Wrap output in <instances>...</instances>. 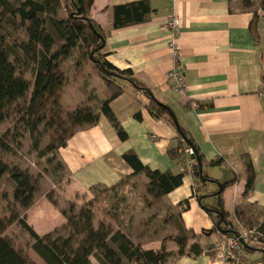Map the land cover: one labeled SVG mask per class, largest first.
<instances>
[{
  "label": "crops",
  "instance_id": "crops-1",
  "mask_svg": "<svg viewBox=\"0 0 264 264\" xmlns=\"http://www.w3.org/2000/svg\"><path fill=\"white\" fill-rule=\"evenodd\" d=\"M134 1L139 0H93L90 16L104 34L101 52L117 69L131 70L132 77L145 85L158 102L171 108L197 148L207 181H197L186 165L188 160L170 156L169 146L179 140L177 131L166 115L156 118L149 113L151 101L140 89L119 78L108 83L95 71L93 78L97 75L102 79V89L95 79L92 87L100 100L116 92L117 87L121 89L110 107L127 137L120 140L101 113L96 124L75 130L58 149L64 181L56 193L63 202L81 206L93 197V186L110 187L124 179L125 191L130 193L141 184L145 186L147 177L144 173L132 175V168L122 158L125 151L135 153L143 165L153 170L174 174L184 170L181 185L162 199L168 212L159 210V203L147 206L144 200L151 197L143 190L141 218L135 224L143 229L132 239L143 249L163 246L175 255L172 264H224L218 255L224 235L217 231L204 234L212 229L213 222L199 201L208 207L216 205L213 192L218 184L233 180L221 193L232 226L239 228L236 206L256 215L254 227L263 216L264 96L258 92H264V10L257 7L259 14L254 17L252 10L239 9L238 0H146L153 10L146 21L113 27V6ZM171 16L178 23L175 42L185 82L183 92L171 88L167 77L174 55L169 32L163 25ZM137 112L139 118L135 117ZM246 159L255 177L252 191L244 196ZM196 182L200 200L192 191ZM184 200H188L185 209ZM172 213L179 214L178 225L192 235L186 249L197 242L203 248L200 255H176L178 246L172 236L177 225L171 219ZM120 214L123 217L125 212ZM24 217L40 236L66 222L44 195L34 200ZM231 263L264 264V253L243 247Z\"/></svg>",
  "mask_w": 264,
  "mask_h": 264
},
{
  "label": "trees",
  "instance_id": "trees-1",
  "mask_svg": "<svg viewBox=\"0 0 264 264\" xmlns=\"http://www.w3.org/2000/svg\"><path fill=\"white\" fill-rule=\"evenodd\" d=\"M92 4L93 0H0V121L13 115L17 121L23 123L28 135L33 137L32 150L37 151L41 158L48 155L46 161L54 164L53 170L56 172H64L62 162L57 159L58 149L65 145L67 138L78 128L96 124L99 113L110 121L120 140L126 139L127 134L110 107L111 101L121 91L119 87L112 95L99 101L97 111L91 106L80 105L71 112H62L59 99L66 75L61 63L71 57L73 50L78 48L82 52L78 61L92 63L96 73L108 83H114L117 78L128 81L150 99L148 111L153 117L167 116L179 139L177 143L169 146L170 156L188 160L190 167L187 163L186 165L191 169V173L198 182L204 183L207 180L201 171L197 148L177 123L171 108L158 102L145 85L132 77L131 70H119L106 60V55L101 52L104 48L103 30L90 16ZM61 5H64L67 12L65 19L57 17ZM238 7L252 10L253 16L257 17V7L264 10V0L257 4L253 0H238ZM152 12L146 0L115 5L112 10V25L116 28L141 23L146 21ZM10 27L21 29L26 39L18 43L11 41L8 29ZM56 38L62 40L58 47H54ZM18 50L21 53H18ZM19 63L24 69L19 67ZM27 69L33 74L29 96L27 94L31 84L23 75ZM139 115L137 112L135 117L139 118ZM40 126L51 131L49 141L42 148H39ZM19 138L18 133L10 130L0 134V177H4L12 186L13 200L25 210L33 202L38 190V179L26 168L23 169L17 164L9 166L1 159V154L9 152L12 144L20 148ZM188 148L193 150L192 158L186 153ZM122 158L132 168L133 176L144 173L147 177L145 191L151 197V200H144L147 206L158 203L159 199L182 183L184 170L174 174L171 171L150 169L143 165L132 151L123 152ZM244 164L245 196L253 189L255 173L249 159H246ZM126 180L110 187L93 186L92 190L95 192L99 189L103 196L108 195L109 192H117L124 187ZM232 181L218 185L217 190L213 192L216 205L212 207L203 205L200 196L196 195L198 182L192 186L193 194L200 200L199 204L213 222L212 229L204 234L217 231L221 235L239 236L242 231L253 229L256 236L242 237L240 248L249 247L264 253V212L259 224L253 227L256 215L246 214L236 206L234 214L239 228L235 229L229 220V212L223 207L222 189ZM99 196V193L93 195L81 206L65 202L67 207L59 209L66 223L42 236L20 215L13 214L5 222L0 220V264H34L25 252L14 246L10 238L1 235L13 221L33 239L31 247L45 264H91V257L99 264H172L171 258L175 255L167 252L163 246L158 250L143 249L132 239L129 230L126 232L119 226L113 228L111 224L103 222H99L95 227L92 206ZM47 197L52 204L58 206L52 193L47 194ZM183 204L184 209L187 208L188 200H184ZM178 218V213H172L171 219L177 225V231L172 236L178 246L176 255H200L203 248L197 242H193L186 249L188 239L192 235L178 225ZM60 229L68 230L67 236L54 237Z\"/></svg>",
  "mask_w": 264,
  "mask_h": 264
},
{
  "label": "rangeland",
  "instance_id": "rangeland-1",
  "mask_svg": "<svg viewBox=\"0 0 264 264\" xmlns=\"http://www.w3.org/2000/svg\"><path fill=\"white\" fill-rule=\"evenodd\" d=\"M253 1L257 4L260 0ZM66 16L67 12L64 9V5H61V8L57 12V17L65 19ZM11 27L8 28L10 30L8 31L11 34V41H15L16 43H18L26 39L21 29H12ZM61 44L62 40L56 38L54 47H58ZM17 52L21 53L19 50ZM81 56V50L76 48L73 50L71 57L62 61L61 63V67L66 75V80L62 86V89L64 90L62 98L60 95L59 99V105L62 108V112H71L77 106L86 105L87 103H89L91 107L96 111L99 106L100 99L95 94V87H92V79L96 80V84L99 86V90L102 89V79L97 75L93 78V76L95 75L93 64L89 61H78L80 60ZM19 67L24 69L21 63H19ZM23 75L27 80H29L31 84L33 80V74L30 72V70L27 69L26 71H24ZM31 89L32 84L30 85L27 96L30 95ZM5 130H10V132H15V134L18 133V136H20V138L18 139L20 142V148H17L15 144H12L11 150L9 152H4L1 154V159L9 166L17 164L23 169L26 168L34 177L38 179V190L34 195L32 203H34V200L38 196L40 197L42 195H44V197L49 201L47 194L52 193L53 198L56 200L59 207L55 206L54 204H52V202L49 201L53 206L58 209L67 207V204L62 201L60 195L56 193V190L60 189L61 185L63 184L64 180H61V176L64 175V172H56L53 170L54 164L47 163L46 161L48 155L41 158L38 155L37 151L32 150L31 146L33 137H30L28 135L27 131L25 130V125L17 121V118H15L13 115L4 119L3 121H0V134L4 133ZM39 132L41 134L39 148H42L49 141L51 131L45 129L43 126H40ZM49 156H51V154H49ZM125 189L126 187L120 188L119 191H112L109 192L108 195L104 196L99 192V189L93 192V195H96L98 193L100 194V196L92 206L94 215L93 224L95 227L99 222L111 224L113 228L119 226L126 232H128L129 230V233L132 235V237L137 238L136 235L141 233V230L143 229L140 226L136 227L135 224L136 219L141 218L139 215V210L142 208V192L143 190H145V186L141 184L136 190H132L131 193L125 191ZM163 197L158 200V208L159 210H163V212H168L169 208L168 206H166L167 204L162 201ZM26 210L27 209H22L18 205V203L13 200L12 186L4 179V177H0V220L5 222L13 214L24 217V213ZM121 212H125L123 217H121ZM256 225L257 224H255V226ZM158 226L159 223H156L155 228H158ZM67 234L68 230L60 229L53 236L65 237L67 236ZM1 235L10 238L14 246L17 249L25 252L34 264H45L44 261L35 253V251L31 247V245L33 244V239L27 234L25 230L20 227V225H18L17 222L13 221L12 223L8 224ZM90 259L91 264H99L94 258L91 257Z\"/></svg>",
  "mask_w": 264,
  "mask_h": 264
},
{
  "label": "built area",
  "instance_id": "built-area-1",
  "mask_svg": "<svg viewBox=\"0 0 264 264\" xmlns=\"http://www.w3.org/2000/svg\"><path fill=\"white\" fill-rule=\"evenodd\" d=\"M164 29L169 32L170 42L169 46L172 49L174 55V62L172 68L167 73L168 80L170 81V87L174 90L183 92L185 89L184 76L182 71L179 69V62L177 59V46L175 42V38L177 35L178 23L174 16L166 19L164 23ZM137 93H140L139 91ZM258 95L263 97L264 92L259 91ZM186 153L191 155L193 154V150L191 148L186 149ZM187 164L190 167V162L187 161ZM255 230L248 229L242 231V234L238 235H224L223 242L219 246L218 255L223 259L224 264H230L232 260L235 258V253L240 249V239L242 237H255ZM232 264V263H231Z\"/></svg>",
  "mask_w": 264,
  "mask_h": 264
},
{
  "label": "water",
  "instance_id": "water-1",
  "mask_svg": "<svg viewBox=\"0 0 264 264\" xmlns=\"http://www.w3.org/2000/svg\"><path fill=\"white\" fill-rule=\"evenodd\" d=\"M191 158H192V156H191ZM210 181V180H209ZM212 181V180H211ZM217 183V182H216ZM218 184V183H217ZM218 185H220V184H218Z\"/></svg>",
  "mask_w": 264,
  "mask_h": 264
}]
</instances>
